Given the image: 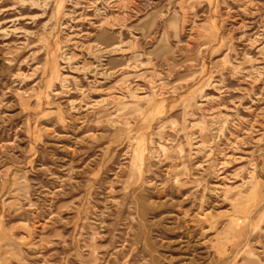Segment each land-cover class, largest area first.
Segmentation results:
<instances>
[{
	"label": "rangeland",
	"instance_id": "obj_1",
	"mask_svg": "<svg viewBox=\"0 0 264 264\" xmlns=\"http://www.w3.org/2000/svg\"><path fill=\"white\" fill-rule=\"evenodd\" d=\"M0 264H264V0H0Z\"/></svg>",
	"mask_w": 264,
	"mask_h": 264
}]
</instances>
